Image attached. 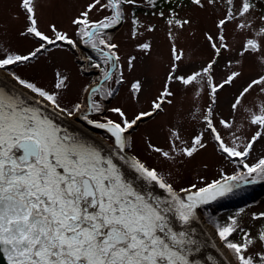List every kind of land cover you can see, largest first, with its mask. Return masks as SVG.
<instances>
[{"label":"snow or ice","instance_id":"1","mask_svg":"<svg viewBox=\"0 0 264 264\" xmlns=\"http://www.w3.org/2000/svg\"><path fill=\"white\" fill-rule=\"evenodd\" d=\"M70 3L72 35L55 22L41 30V8L55 12ZM160 4L168 6L167 13ZM145 5L158 9L152 15L166 25L168 66L147 109L135 110L153 87L146 73L131 82L127 78L148 65L155 51L148 37L156 26L137 14ZM18 8L25 21L16 36L37 46L16 51L0 23V72L14 83L11 90L0 87V259L5 264H201L192 258L201 251L192 227L198 210L264 182V152L255 155L258 144L264 147V0H19ZM185 9L194 15L182 16ZM199 13L212 17V28L200 30L196 45L181 46L185 33L196 39ZM125 22L135 50L126 58L109 32ZM81 43L99 57L87 56L80 68L99 73L82 88L85 103H64L71 78L59 68L51 90L13 70L38 67L53 47L78 50ZM126 84L131 118L121 104L106 106ZM229 90L224 115L218 109L221 94ZM158 117L167 147L145 138L156 161L150 165L134 152L133 133ZM193 122L199 128L193 126L186 136ZM85 126L89 131L81 133ZM96 129L106 135L96 139ZM209 147L237 166L233 173L221 168L219 179L201 177L202 186L177 189L174 176ZM244 213L241 208L226 224L215 225L231 256L225 264H264V211L251 213L252 221L261 222L255 235L242 226ZM233 234H240L239 242L230 239Z\"/></svg>","mask_w":264,"mask_h":264},{"label":"rangeland","instance_id":"2","mask_svg":"<svg viewBox=\"0 0 264 264\" xmlns=\"http://www.w3.org/2000/svg\"><path fill=\"white\" fill-rule=\"evenodd\" d=\"M41 2L45 3L46 0H41ZM79 2L83 3L85 0H79ZM18 4L19 0H0V23L7 26L10 34L11 47L20 53H27L33 47L37 46V44L34 40L18 39L16 36L17 31L23 27L25 21L24 16L19 14L20 10L18 8ZM162 8L167 13L168 6L164 4ZM157 10L158 9L151 8L147 5L137 9V14L140 16L141 21L146 24H154L157 31L148 37L153 41L155 46L152 61L148 65L138 66L136 73L128 74L127 77L128 81L131 82L134 77L146 73L153 81L151 91L145 93L141 103L136 105L135 110L147 109L148 101L155 94V90L159 87L161 78L166 73L168 66V43L166 39L167 28L163 19L152 15V13ZM177 11H179V9H177ZM18 14L19 19H15ZM73 14L74 8L71 3L67 8H60L55 12L43 7L39 11L40 28L41 30L47 31L48 24L55 22L59 29L62 31H68L69 34L72 35L73 30L70 25V19ZM181 15L193 16L194 13L191 9H185L184 12H181ZM92 18L97 19L98 16H93ZM212 25L213 19L209 15L204 13L196 15V39H193L191 34L185 33L180 40L181 46L196 45L199 41L200 30L211 29ZM109 32L113 41L121 44L122 57L126 58L128 54H135L132 42L129 41V24L127 22H125L122 26H117L116 28L109 30ZM73 38L78 39V37L75 36ZM64 48L66 51H61L53 47L52 53L42 54L40 61L37 62L38 67H26L22 65L14 67L13 70L24 78L34 80L41 87H46L51 90L54 82V70L59 68L64 74L69 75L71 78V88L64 97V103H85L87 94L82 92V88L84 85L96 81L99 78V73L95 69L81 72L80 68L82 65H87V56H91L93 60H97V53H95L91 48L87 49L82 43L80 44L78 50L70 49L67 45H65ZM127 87L128 85L126 84L121 92L115 96V98H110V103L106 101V106L112 107L117 104H121L131 118L134 109L127 103ZM237 87H239V83ZM230 91L232 90L221 94V105L218 111H221L224 115H227L228 112ZM121 97H124V99L121 100ZM249 99L251 100L252 97H249ZM201 103L203 104L204 101H201ZM103 115H107L112 118L114 117L108 112H105ZM193 126L199 128V125L193 122L188 126V132L185 134L186 136L191 134ZM85 127L87 128V126ZM94 131L97 133L98 137L106 135L103 132H99L97 130ZM133 136L135 140L134 152L140 156L141 159L145 160L146 163L155 165L156 161H154L152 155L146 149L145 138H151L154 144L165 148L167 147L165 142V129L160 127V118L158 117L156 120H146L144 123H141L139 128L133 133ZM262 144H264V142H262ZM256 148V156L264 152V147H261L260 144H258ZM204 163H207L208 165L206 169L202 166ZM236 167V165H228L227 162L219 159L218 154L214 153L213 149L209 147V149L206 152H202L193 164L187 167V169L183 170L179 175L174 176L175 186L177 189L180 187H187L191 183H197L202 186L201 177H203L204 181L211 182L214 179L220 178L219 171L221 168L224 169L226 174L230 175ZM170 179H173V177H170ZM249 186L252 185H247L241 191L242 195L244 194L245 200L240 204V206H238L239 208H229L232 210L226 211L221 207L229 205H223L221 207L218 205L206 206L205 208L198 210L200 216L207 222V224L215 228V225L212 224L213 221L216 225L226 224L230 216H234L239 209L243 208L245 209V213L242 214L240 222L242 226H245L246 229L250 230L252 234L255 235L256 231L261 227V222L252 221L250 216L253 212L264 211V182L254 184L251 188H249ZM248 192H252L253 195H248ZM230 239L234 242H239L241 236L240 234H233ZM257 248H259V245H257ZM253 251H255V249Z\"/></svg>","mask_w":264,"mask_h":264},{"label":"water","instance_id":"3","mask_svg":"<svg viewBox=\"0 0 264 264\" xmlns=\"http://www.w3.org/2000/svg\"><path fill=\"white\" fill-rule=\"evenodd\" d=\"M0 87H3L7 90H11L14 87V85L11 84L9 81H7L4 77H2L0 75ZM60 122L62 124H64V126H67L66 121L61 120ZM78 130L81 133H86L89 131V129H87L86 127H85V129H78ZM98 138L99 137L97 136L96 139H98ZM176 227H177V229L180 228L179 225H176ZM192 227L195 228V233L193 234L194 237L198 241L201 242V251L198 253H194L192 258L196 259V260H200L201 264H225L224 258L222 257L220 252L217 250V248L215 247V245L211 241V238L204 231L202 223L201 222L199 223L198 221H196V222H194ZM208 256L213 257V260L209 261L207 259ZM0 264H5V261L0 259Z\"/></svg>","mask_w":264,"mask_h":264},{"label":"bare ground","instance_id":"4","mask_svg":"<svg viewBox=\"0 0 264 264\" xmlns=\"http://www.w3.org/2000/svg\"><path fill=\"white\" fill-rule=\"evenodd\" d=\"M0 75L2 77H4L7 81H9L11 84L14 85V83L12 81H10V79L8 78V76L4 73V72H0ZM198 215H199V220L198 222L202 223L203 225V229L206 232V234L211 238V241L213 242V244L215 245V247L217 248V250L220 252V254L222 255V257L224 258V260H230L231 256L228 252L227 249H225L223 247V244L220 242L219 237L216 235V230L215 228H213L212 226H210L209 224H205L204 222H202L201 220V216L200 213L198 211Z\"/></svg>","mask_w":264,"mask_h":264},{"label":"trees","instance_id":"5","mask_svg":"<svg viewBox=\"0 0 264 264\" xmlns=\"http://www.w3.org/2000/svg\"><path fill=\"white\" fill-rule=\"evenodd\" d=\"M158 3H159V0H158ZM160 6H164V4H160ZM254 186V185H252ZM252 186H249V188H251ZM248 195H253L252 192H248L247 193ZM245 200V197H244V194L242 195V192H239L237 194L236 197H228V198H225V199H222V200H219V201H216L214 202L213 204L211 205H208V206H214V205H218V206H223V205H229V206H224V207H221L223 210H226V211H229V210H232L233 208H239L238 206H240V204ZM229 208H232V209H229ZM213 225H216L215 222L213 221L212 222Z\"/></svg>","mask_w":264,"mask_h":264},{"label":"flooded vegetation","instance_id":"6","mask_svg":"<svg viewBox=\"0 0 264 264\" xmlns=\"http://www.w3.org/2000/svg\"><path fill=\"white\" fill-rule=\"evenodd\" d=\"M112 118V117H111ZM113 118H115V117H113Z\"/></svg>","mask_w":264,"mask_h":264}]
</instances>
